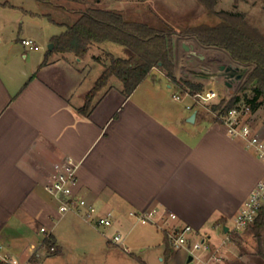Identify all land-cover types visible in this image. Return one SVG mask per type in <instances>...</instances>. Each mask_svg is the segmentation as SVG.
<instances>
[{"label": "crops", "instance_id": "obj_1", "mask_svg": "<svg viewBox=\"0 0 264 264\" xmlns=\"http://www.w3.org/2000/svg\"><path fill=\"white\" fill-rule=\"evenodd\" d=\"M55 35L59 34L50 33L45 40L53 42ZM0 37L1 46V31ZM23 39L34 41L29 49L35 53H26L29 45ZM6 43L7 48L0 47V244L14 264H38L47 231L60 254L74 243L85 251L82 256L95 252L121 259L124 255L111 247L112 231L125 233L127 242L139 225L142 235L129 245L141 251L154 248L165 264H220L209 257L210 251L200 252L195 263V255L189 261L186 248L165 261V233L159 236L154 231L159 229L135 222L129 212L167 209L178 215L176 223L192 225L217 245L264 178V161L223 124L188 109L192 102L184 109L182 100L173 96L178 89L166 77L142 87L146 77L129 96L122 89L105 90L110 79L89 112L82 113L79 108L94 86L82 87L87 77L84 64L88 65L84 58L54 52L44 64L46 55L37 53L42 46L35 37H12ZM57 66L75 75L55 85L51 78ZM202 80L212 82L205 87L219 90L221 83ZM193 112L192 122L188 119ZM67 157L79 163L78 194L102 212L114 214L116 223L106 233L74 213L61 216L57 201L45 190L56 164ZM125 256L128 264H148L138 256ZM245 256L241 254L244 260Z\"/></svg>", "mask_w": 264, "mask_h": 264}, {"label": "trees", "instance_id": "obj_2", "mask_svg": "<svg viewBox=\"0 0 264 264\" xmlns=\"http://www.w3.org/2000/svg\"><path fill=\"white\" fill-rule=\"evenodd\" d=\"M39 1L47 5L52 2ZM198 1L207 9V17L194 23L184 22L181 26L168 21L153 25L130 17L125 10L87 5L80 10L75 22H59L66 29L52 38L54 47L48 50L43 63L54 52H72L84 58L92 43L105 41L124 45L132 52L127 58L111 59L88 92L85 104L79 108L82 113L89 112L94 97L112 77L121 80L123 91L129 96L155 67L180 90L203 89L204 82L195 78L212 79L225 85L226 94L212 105L218 111H228L252 90L253 97L246 101L252 112L256 111L264 99V32L253 25L244 12L217 10L218 0ZM47 16L58 22L51 14ZM235 84L239 85L235 87ZM252 224L260 239L264 208ZM43 243L51 253L58 252L52 234L46 235ZM164 243V259L168 261L176 251L167 234Z\"/></svg>", "mask_w": 264, "mask_h": 264}, {"label": "rangeland", "instance_id": "obj_3", "mask_svg": "<svg viewBox=\"0 0 264 264\" xmlns=\"http://www.w3.org/2000/svg\"><path fill=\"white\" fill-rule=\"evenodd\" d=\"M87 5H99L109 9L125 10L130 17L146 21L153 25H159L161 22L168 21L172 24L181 26L184 22L194 23L197 20L205 18L208 13L207 9L198 0H52L50 5L39 0H0V31L3 36V43L0 47L7 48L8 46H6V42L12 37L33 36L36 38V42L42 46L37 53L47 55L49 45L52 42H47L45 40L46 36L50 33L61 34L66 27L58 22H53L48 16L33 18L31 13H49L58 21L73 23L79 17L80 10L84 9ZM216 9L244 12L248 20L264 32L262 28V21H264V0H218ZM29 47L30 46L26 49V53H35L33 51L36 50H31ZM131 53L132 52L127 47L116 42L105 41L102 43H92L88 53L84 57L88 65L84 64L87 77L83 82L82 87L91 88L97 77L111 62L113 57L127 58ZM74 63L79 62L74 61ZM162 72L155 67L142 87L146 84L151 85L155 78H160L161 76L166 77L165 74L163 75L164 72ZM53 73L55 78L53 76L51 81L55 85H62V82L65 83L66 79L68 81L70 76L75 75L71 70L64 69L61 66L55 67ZM195 80L203 81L204 87L212 83L210 82L209 84H206L202 78H195ZM238 85L239 84H235V87ZM218 86L220 95H225L227 87L223 84H219ZM109 88L114 92L118 91V89H122V93L125 94L123 91V83L117 77L111 78L109 87L105 88V90ZM220 90L222 91V94ZM253 95V91L248 90L246 92V97L243 100L246 101L247 98L253 97ZM180 100H182L181 103L184 104H181L184 109H186V104H188V102H192L198 108L200 114L210 116L211 119H213L211 114L202 105L195 102L194 99L185 98ZM262 101L263 105L256 111H251L246 119L251 121L257 130L264 133V99ZM153 227L154 226H147L150 230L155 229V227ZM93 229L94 233L99 234L97 229ZM142 229L143 227L141 225L136 226L134 230L128 234V241L130 242L131 239L135 240L140 238L142 235ZM154 231L159 233V236L162 235L161 231L158 232L156 229ZM112 233L114 234V231H112ZM225 235V233L222 235L218 240L217 245H214L210 241L212 244V250L208 253L210 258H214V254H216L221 259H214L220 264H264V228L261 231L260 239H258L253 231V224H251L248 226L244 234H242V232L232 234L231 237L234 240L233 242H230L228 246H221L222 239ZM128 241L125 242V245L131 249L130 251L133 252V254H126L122 247L111 244L113 249L119 250L121 254L124 255L121 259H114L105 255L99 256V254H96L95 252H88L87 255L82 256L85 251L83 249H76L73 243L71 250H68L69 248L66 247L67 249L62 254L59 253L60 251L51 253L47 247L42 248V255L38 258V264H128L127 262H124V258L129 259L125 255H128L129 257L138 256L139 258L146 260L148 264H165L164 261L160 260V255L157 254L154 248L141 251L140 248H133L132 245H129ZM231 244L233 245L232 248L230 247ZM69 245L71 246L72 244L67 243V246ZM218 247L220 250H217ZM174 250L176 251L177 249L174 248ZM2 252L6 253V249L3 248ZM199 253L200 251L196 252L194 263L197 261V255ZM241 254L246 255L245 260L241 258ZM12 262L13 260H11V263Z\"/></svg>", "mask_w": 264, "mask_h": 264}, {"label": "built area", "instance_id": "obj_4", "mask_svg": "<svg viewBox=\"0 0 264 264\" xmlns=\"http://www.w3.org/2000/svg\"><path fill=\"white\" fill-rule=\"evenodd\" d=\"M23 43L30 47L34 46L32 39H23ZM157 69L162 72L160 68ZM173 96L178 100L184 98L194 99L195 102H198L211 114L213 120L223 124L232 137L242 140L249 150L264 161V133L257 130L252 122L246 119L247 115L252 111L247 101L240 100L228 111L214 110L212 105L218 103L222 96L219 90L213 86L204 87L201 90L178 89ZM187 107L190 110L197 111V113L199 112L193 103H189ZM78 164L73 157H67L65 161L57 163L55 173L44 184V188L57 201L58 211L61 216L67 213H74L106 233L107 230L115 225L116 218L112 212H102L95 203L78 194ZM262 208H264V178L252 189L248 199L236 214L233 226L226 232L221 246H228L230 242H233L234 239L231 235L241 233L246 227L251 225ZM129 215L135 222L153 225L167 234L171 245L175 249L186 248L191 255H196L198 251L206 252L212 250V244L206 235L199 234L190 224L176 223L178 215L167 209L153 207L146 210H131ZM41 230L47 231L45 227H42ZM111 240L113 243L121 245L125 251L130 252V248L125 245L123 233L115 232ZM51 249L54 250L55 247ZM2 250L3 246L0 244V262L11 263V257L7 253H3ZM217 250H220V248L218 247ZM214 258L217 260L221 259L216 254H214ZM214 258L212 257V259Z\"/></svg>", "mask_w": 264, "mask_h": 264}, {"label": "water", "instance_id": "obj_5", "mask_svg": "<svg viewBox=\"0 0 264 264\" xmlns=\"http://www.w3.org/2000/svg\"><path fill=\"white\" fill-rule=\"evenodd\" d=\"M54 47V42L50 43L49 45V50H52ZM196 119V112H193L192 115L189 117V121H195ZM225 231H228V227H225ZM189 261H192L193 260V255H190L189 258H188Z\"/></svg>", "mask_w": 264, "mask_h": 264}]
</instances>
